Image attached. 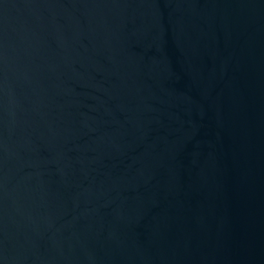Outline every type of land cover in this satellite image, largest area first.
<instances>
[{"label": "water", "instance_id": "obj_1", "mask_svg": "<svg viewBox=\"0 0 264 264\" xmlns=\"http://www.w3.org/2000/svg\"><path fill=\"white\" fill-rule=\"evenodd\" d=\"M0 264H264V0H0Z\"/></svg>", "mask_w": 264, "mask_h": 264}]
</instances>
